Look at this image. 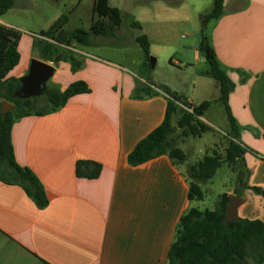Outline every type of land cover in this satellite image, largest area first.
<instances>
[{
	"label": "crops",
	"instance_id": "1",
	"mask_svg": "<svg viewBox=\"0 0 264 264\" xmlns=\"http://www.w3.org/2000/svg\"><path fill=\"white\" fill-rule=\"evenodd\" d=\"M97 6L107 5H94L92 11ZM187 7V2L166 6L182 10L183 22L190 20ZM2 16L0 24L21 32L19 61L7 75L21 78L30 60L39 59L32 49L33 36L38 35ZM134 29L137 35L145 34L141 24ZM145 35L151 51V35ZM211 42L235 84L228 103L247 147L246 186L264 190V0H223V14L212 26ZM73 51L83 58V66L72 73L68 62L59 61L54 83L64 89L84 81L90 92L72 96L59 111L25 116L12 125L15 160L38 178L48 204L38 209L21 187L0 182V264H167L179 218L195 203L189 199L185 175L186 166L193 163L186 162L181 148L186 154L181 164H173L166 154L135 166L127 162L137 142L162 122L167 95L131 98L138 79L135 70L139 72L143 59L131 69ZM193 60H199L196 50ZM207 110L199 120L210 128ZM207 148L213 150V143ZM78 160L100 163L99 176L77 177ZM211 179L201 185L202 190ZM230 185L223 192L228 196L234 195L235 180ZM248 188L240 196L244 201L237 216L264 222V198Z\"/></svg>",
	"mask_w": 264,
	"mask_h": 264
},
{
	"label": "trees",
	"instance_id": "2",
	"mask_svg": "<svg viewBox=\"0 0 264 264\" xmlns=\"http://www.w3.org/2000/svg\"><path fill=\"white\" fill-rule=\"evenodd\" d=\"M167 1V0H165ZM179 3H175L176 5ZM174 4V3H172ZM14 5V0H0V17ZM96 19L91 20L89 29L63 30L67 22V15L59 16L46 29L33 37L32 49L42 61L52 62L57 67L59 61L68 62L73 73L80 69L83 58L75 55L71 43L91 46L96 44L97 38H115L120 26V15L117 9L107 6H97L92 11ZM223 14V0H214L211 12L201 20V31L196 51L204 58L207 69L203 75L210 77L219 89L216 101L222 106L227 121L228 130L225 134L227 146L224 155L205 154L201 159L186 167L185 175L189 181V199L202 201L204 192L201 185L210 180L218 168L226 163L235 171L233 191L242 196L247 189L245 179L247 175L244 154L247 147L240 140L241 126L231 113L228 97L235 84L228 76V67L217 58L211 42L213 24ZM131 26L140 28L138 22ZM21 32L15 28L0 24V106L2 101L13 104L5 116L0 112V182L8 185H17L34 202L38 209L48 204L45 190L27 167L20 166L15 160L11 141L13 123L25 116H42L59 111L65 106L69 98L77 94L90 92L84 81H74L66 88L57 85L47 86L46 90L37 97L15 98L14 92L19 88V78L8 77L19 61L17 44ZM135 43L141 48L144 59L140 65L139 75L130 96L133 99H146L158 95L160 92L167 95L165 114L162 122L147 136L137 142L127 156L130 165H139L162 154H166L173 164H181L186 160V154L175 145L171 134L173 131L172 117L177 110L181 115L177 127L182 129L183 136L200 137L210 130L199 118L210 107L211 101H203L198 105L192 104L188 98L163 84H156L152 80V68L149 65V40L145 34H139ZM115 44L116 42L110 41ZM244 78L248 75L240 72ZM101 172V164L90 160H78L75 163L77 177L95 179ZM254 194L264 198V190L251 187ZM229 196L219 194L213 209L190 208L181 217L175 227L174 237L167 254V264H261L264 262V222L260 219L237 217L236 220L224 223L226 205Z\"/></svg>",
	"mask_w": 264,
	"mask_h": 264
},
{
	"label": "rangeland",
	"instance_id": "3",
	"mask_svg": "<svg viewBox=\"0 0 264 264\" xmlns=\"http://www.w3.org/2000/svg\"><path fill=\"white\" fill-rule=\"evenodd\" d=\"M178 1L188 3L190 14L188 22L181 21L182 10L166 8L173 7ZM146 2L148 4H145ZM103 3L112 9L120 10L122 22L115 38H97L96 44L106 43L87 47L74 43L72 49L79 53L89 52L133 69V65L144 59V54L134 40L138 31L131 27L133 21H138L142 32L149 33L153 42L149 55V58L152 56L155 59L151 71L153 82L158 85L168 84L174 91L189 97L194 105L204 100L211 101L205 114L206 123L208 121L211 130L201 137L183 136L182 129L177 127L181 111L175 112L171 122L173 126L171 136L175 140V145L186 152L187 163H194L206 153L211 154L214 151L224 155L228 121L222 106L216 101L219 95L218 88L213 79L202 74L207 69L204 58L199 56L198 61L193 60V52L196 50L202 27L201 20L209 13L212 0H14L13 7L2 16V19L23 31L38 35L59 16L67 15L68 20L63 26L65 32L76 28L87 31L92 18L96 19L95 13L92 12L93 6ZM145 5L150 6L145 8ZM110 41L116 43L112 44ZM135 73L139 75L137 70ZM55 78L56 74L46 85L49 87L55 84ZM201 84L204 88H201ZM210 143H213V150L209 149L207 152ZM234 168L237 170L238 166L234 165ZM236 170L232 171L230 166L223 163L211 181L203 187L205 198L202 201H195L193 207L200 210L213 209L217 196L234 183Z\"/></svg>",
	"mask_w": 264,
	"mask_h": 264
},
{
	"label": "water",
	"instance_id": "4",
	"mask_svg": "<svg viewBox=\"0 0 264 264\" xmlns=\"http://www.w3.org/2000/svg\"><path fill=\"white\" fill-rule=\"evenodd\" d=\"M150 67L153 68L155 59L151 56L149 58ZM55 67L45 61L37 58L30 60L27 74L19 78L20 86L14 92L15 98H30L40 96L47 88V81L53 76ZM13 108V104L2 101L0 112L2 116ZM243 198L238 195H230L226 205L224 223H229L237 219V209L243 203Z\"/></svg>",
	"mask_w": 264,
	"mask_h": 264
}]
</instances>
